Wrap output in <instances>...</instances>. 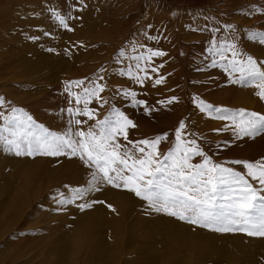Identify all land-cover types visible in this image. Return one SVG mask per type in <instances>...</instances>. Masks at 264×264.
Here are the masks:
<instances>
[{"label":"rangeland","instance_id":"1","mask_svg":"<svg viewBox=\"0 0 264 264\" xmlns=\"http://www.w3.org/2000/svg\"><path fill=\"white\" fill-rule=\"evenodd\" d=\"M253 7L264 9V0H0V96L7 101L0 112L21 107L36 123L63 134L73 119L61 111L72 99L66 83L98 82L107 103L92 100L88 107L95 110V119L75 117L87 123L71 125L73 132L87 131L114 108L136 125L129 128L127 141L118 138L121 145L131 148L129 141L166 132L168 139L158 145L166 153L175 146V130L184 121V131L213 163L245 172L243 165L231 162L264 158V134L236 138L232 131H214L230 121L202 112L198 101L264 114L258 88L232 84L221 67H211L213 60L219 65L220 53L210 51L216 37L217 46L227 39L264 61V45L246 36L248 30L264 31V11ZM50 9L70 17L73 30L59 26ZM188 11L195 27L188 23ZM233 23L235 31L224 27ZM215 28L220 30L213 32ZM148 49L166 53L152 58L150 78L139 84L120 74L129 65L136 72L132 58ZM161 77L163 82L155 84ZM120 89L135 91L153 111L134 106ZM171 97L177 99L159 103ZM93 171L79 157L17 156L0 148V264H264V252L259 258L257 254L264 250V236L217 232L156 213L123 187L98 184L99 191L72 204L55 203L58 193L69 196L72 188L87 187ZM85 203L92 206L81 210L78 205Z\"/></svg>","mask_w":264,"mask_h":264},{"label":"snow or ice","instance_id":"2","mask_svg":"<svg viewBox=\"0 0 264 264\" xmlns=\"http://www.w3.org/2000/svg\"><path fill=\"white\" fill-rule=\"evenodd\" d=\"M49 11L59 26L68 31L73 30L67 23L70 17L66 18L51 9ZM253 11L262 12L264 9L253 7ZM224 27L235 31L234 25ZM219 30L215 28L212 31ZM44 35L50 33L45 32ZM246 36L250 41L264 45V31L248 30ZM29 38L39 39L38 36ZM210 51L220 53L219 65L213 60L211 67H221L229 75V82L232 84L255 86L259 89L256 95L264 100V61H258L252 55L239 51L236 44L228 40L221 41L217 46L216 40L213 39ZM119 55L123 57L124 51L121 50ZM163 55L166 53L148 49L147 53L132 58L137 61L136 72H133L132 66L129 65L127 71L121 69L120 74L143 84L145 78H150L148 70L152 58ZM141 61L144 62L143 67ZM151 70L158 71L157 68ZM233 76L236 78L231 79ZM98 80H103V77H98ZM162 82L163 77L155 80V84ZM73 86L80 87L81 92H72ZM103 90L104 85L98 82H89L88 86H85V80L66 83L65 91L72 99L69 101V107L61 111L73 119L68 121L70 127L63 134L50 131L43 124L36 123L21 107H12L10 114L0 112V120L3 121L0 124V148L17 156L40 154L79 157L87 167L95 169L87 187L72 188L69 196L58 193L59 198L55 199L58 206L72 204L89 192L99 191L98 184L106 183L132 191L135 196L146 201L150 210L156 213H164L217 232H244L249 236H264V158L254 162H231L243 165L245 172L213 163L197 140L189 138L192 134L184 131V121H181L175 130V146L166 153H160L158 150V145L168 139L166 132L153 139L129 141V148L128 145H121L118 138L122 136L127 141L129 128H135L136 125L127 115L114 108L104 119L96 120L95 125L87 131L80 129L73 132L71 125L87 123L86 120L75 117L86 116L88 120L95 119V110L88 105L92 100L102 101L99 94ZM120 92L130 97L134 106H142L146 113L153 111L152 106L145 100L136 98L135 91L120 89ZM176 99L171 97L159 103L171 104ZM6 103L5 98L0 96V107ZM198 105L202 112L209 115L215 113L216 118L230 121V124L214 131H232L236 138H255L264 134V114L243 108L232 110L217 107L202 100L198 101ZM195 157H201L202 162L193 164L191 161ZM91 206V203L78 205L81 210Z\"/></svg>","mask_w":264,"mask_h":264},{"label":"bare ground","instance_id":"3","mask_svg":"<svg viewBox=\"0 0 264 264\" xmlns=\"http://www.w3.org/2000/svg\"><path fill=\"white\" fill-rule=\"evenodd\" d=\"M188 12H189V13H188V16H189V17H188V23H192L193 26L195 27V24L197 23V21H196V19L193 18L192 12H191V11H188ZM80 16H81V15H80ZM197 20H198V19H197ZM186 21H187V20H186ZM251 21H252V20H251ZM195 22H196V23H195ZM245 22H247V21H245ZM248 22H249V21H248ZM248 22H247V23H248ZM78 23H79V22H78ZM178 23L181 25L182 20H180ZM88 24H89V23H88ZM198 25H199V24H198ZM232 25H234L235 28H236V25H237V24H234V23H233ZM240 25H241V24H240ZM240 25H239V26H240ZM199 26H201V25H199ZM240 28H241V27H240ZM195 30H197V29H195ZM174 32H175V31H174ZM193 33H194V32H193ZM230 33H231V31H230ZM181 35H182V34H181ZM236 37H237V36H236ZM218 39L220 40L221 37L218 38ZM246 39H247V38H246ZM216 40H217V37H216ZM219 40H218V41H219ZM223 40H224V39H223ZM223 40H222V41H223ZM226 40H227V39H226ZM219 42H221V40H220ZM248 43H249V41H248ZM249 44H250V43H249ZM248 48H249V47H248ZM240 88H241V87H240ZM230 93H231V92H230ZM230 93H229V94H230ZM232 93H233V92H232ZM223 94H224V93H223ZM241 94H242V93H241ZM212 96H213V95H212ZM213 97H214V96H213ZM223 97H224V96H223ZM239 97H240V96H239ZM234 98L237 99L236 97H234ZM224 99H225V98H224ZM238 99H239V98H238ZM250 99H251V98H250ZM221 100H222V99H221ZM247 100H248V98H247ZM240 101H241V100H240ZM248 102H249V101H248ZM245 104H247V103H245ZM250 104H251V103H250ZM250 104H249V105H250ZM250 106H251V105H250ZM230 137H231V136H230ZM228 142H229V141H228ZM228 142H227V143H228ZM230 142H231V141H230ZM230 142H229V143H230ZM233 143H234V142H233ZM75 247H76V245H75ZM256 250H257V248H256ZM263 252H264V250H262L261 252H259V250H257L258 258L262 256ZM258 260H259V259H258Z\"/></svg>","mask_w":264,"mask_h":264}]
</instances>
